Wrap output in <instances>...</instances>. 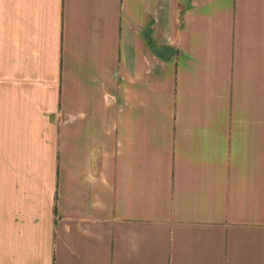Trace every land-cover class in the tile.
Returning <instances> with one entry per match:
<instances>
[{"label": "crops", "instance_id": "1", "mask_svg": "<svg viewBox=\"0 0 264 264\" xmlns=\"http://www.w3.org/2000/svg\"><path fill=\"white\" fill-rule=\"evenodd\" d=\"M0 264H264V0H0Z\"/></svg>", "mask_w": 264, "mask_h": 264}]
</instances>
